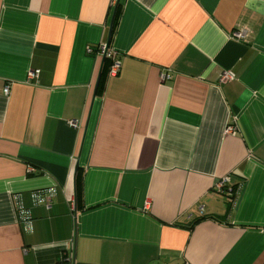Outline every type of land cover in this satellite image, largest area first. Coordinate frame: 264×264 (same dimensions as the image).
Wrapping results in <instances>:
<instances>
[{"label":"crops","instance_id":"crops-1","mask_svg":"<svg viewBox=\"0 0 264 264\" xmlns=\"http://www.w3.org/2000/svg\"><path fill=\"white\" fill-rule=\"evenodd\" d=\"M116 3L0 0V264H264V0Z\"/></svg>","mask_w":264,"mask_h":264},{"label":"built area","instance_id":"built-area-1","mask_svg":"<svg viewBox=\"0 0 264 264\" xmlns=\"http://www.w3.org/2000/svg\"><path fill=\"white\" fill-rule=\"evenodd\" d=\"M111 1L114 3L117 0H111ZM232 37L235 39H242V38H244V33L242 31H234L232 33ZM93 50H95V53L97 55H100L109 61V66H108L109 75L117 74V72L119 71V68H120V60L116 57V53L113 50V48H111L107 42H100L95 47H88L87 48V51L89 53H92ZM38 73H39L38 69L29 70L28 78L33 79L34 77H36L38 75ZM165 77H166V74L162 75V79H164ZM230 77H231V73L224 74L221 77V81L224 82L227 79H229ZM4 92L5 93L8 92L7 87L4 88ZM69 124L71 126H76L75 121H70ZM228 131L232 132V128H229ZM225 181H226V177H223L221 180H219L216 183V185L220 188L225 184ZM54 194H55L54 189H49L47 192H44L43 190L35 191L31 195L32 202L34 204H38V203L49 204L50 199L52 196H54ZM15 201H16V206H17L18 217H19L20 223L23 226V230L26 232H31L32 231V220H31L29 210H27L22 205L19 198H16Z\"/></svg>","mask_w":264,"mask_h":264},{"label":"trees","instance_id":"trees-1","mask_svg":"<svg viewBox=\"0 0 264 264\" xmlns=\"http://www.w3.org/2000/svg\"><path fill=\"white\" fill-rule=\"evenodd\" d=\"M117 9V8H116ZM117 12H116V15H115V22H116V18H117V15H118V11H119V9L118 10H116ZM112 32H114V26H113V29H112V31H111V34H112ZM110 38H111V35H110ZM106 62L103 64V69H102V72H101V78L103 77V75H104V73H105V69H106ZM108 65H109V63H108ZM79 172H77L76 174H75V178H76V194H77V196L79 195V193H80V176H79V174H78Z\"/></svg>","mask_w":264,"mask_h":264},{"label":"water","instance_id":"water-1","mask_svg":"<svg viewBox=\"0 0 264 264\" xmlns=\"http://www.w3.org/2000/svg\"><path fill=\"white\" fill-rule=\"evenodd\" d=\"M117 3H118V0H117ZM117 3H116V6H117ZM116 6H115V9H116ZM112 23V22H111ZM111 29H112V24L110 25L109 27V38H110V35H111ZM107 43L109 44V41H107ZM104 58V57H103ZM104 60V59H103ZM99 79H100V73L98 74V79H97V83L99 82ZM97 83H96V86H97ZM78 166L75 167V169H77Z\"/></svg>","mask_w":264,"mask_h":264}]
</instances>
